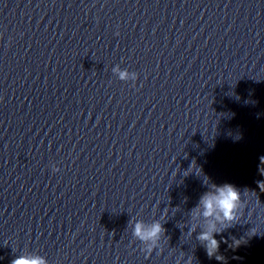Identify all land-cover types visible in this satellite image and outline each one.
Returning <instances> with one entry per match:
<instances>
[{"label":"clouds","instance_id":"clouds-1","mask_svg":"<svg viewBox=\"0 0 264 264\" xmlns=\"http://www.w3.org/2000/svg\"><path fill=\"white\" fill-rule=\"evenodd\" d=\"M126 72L120 73V78L125 79ZM264 163V158H261ZM190 169H195L197 175H200L201 170L196 167L195 162L190 166ZM189 172H187L188 174ZM208 190L204 192L198 204L192 209V217H203L207 221L206 227L199 233L197 239L202 243L207 256L215 258L221 264H225V257L219 254L221 243L228 244V240L221 237L216 239V235L224 232L225 229L232 226L233 222L238 220V213L242 205L241 192L234 185L225 183L222 185L208 184L207 179L204 181ZM258 187L264 191V181L258 182ZM221 227H217V224ZM164 231L163 226L159 222H155L146 227L142 222H137L134 228V235L141 241H151L155 243ZM191 231H195V226ZM246 241L241 238H231V243L228 245L233 250L239 248ZM151 251V248L149 249ZM11 264H47L45 258L40 256L21 255L11 261Z\"/></svg>","mask_w":264,"mask_h":264}]
</instances>
